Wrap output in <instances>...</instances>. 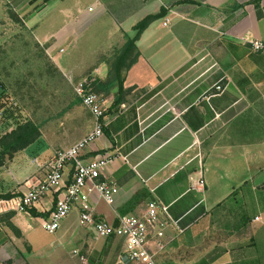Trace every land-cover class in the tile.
<instances>
[{
  "label": "crops",
  "instance_id": "0c3cea01",
  "mask_svg": "<svg viewBox=\"0 0 264 264\" xmlns=\"http://www.w3.org/2000/svg\"><path fill=\"white\" fill-rule=\"evenodd\" d=\"M14 1L42 4L29 21L50 6L64 18L48 35V52L68 87L85 78L105 82L110 57L136 36L141 22L155 17L136 42L140 55L126 74L124 87L132 91L125 101L112 107L117 88L97 93L107 108L104 136L84 158L110 160L104 176L116 182L119 194L114 205L93 195L96 215L116 225L120 217L141 215L157 201L170 207L177 225L168 228L164 251L151 238L156 264H195L204 258L208 252L192 262L168 255L202 243L207 220L212 234L228 239L222 246L226 254L213 264H264V222H255L262 213L264 219V208L248 203L264 192V54L251 50L252 41H264V14L258 18L254 0ZM260 6L264 11V0ZM100 35L102 48L92 50ZM82 44L97 57L67 65L65 53H77ZM75 102L33 120L41 138L0 167V194L20 195L12 205L42 181L43 167L58 151L93 131L94 119ZM12 120L0 125V136L17 126ZM72 174L67 169L68 183ZM53 198L39 203L37 213L53 210ZM12 211L0 208V264H123V241L93 238L80 226L78 206L53 235L41 227L44 217L14 211L18 237L7 226ZM248 213L253 221L243 228L239 218ZM248 232L250 240L244 239ZM254 236L261 243L257 250Z\"/></svg>",
  "mask_w": 264,
  "mask_h": 264
},
{
  "label": "built area",
  "instance_id": "2783aa9c",
  "mask_svg": "<svg viewBox=\"0 0 264 264\" xmlns=\"http://www.w3.org/2000/svg\"><path fill=\"white\" fill-rule=\"evenodd\" d=\"M251 50L264 54V41H252ZM76 96L81 100L95 122L94 129L73 147L58 151L54 158L43 167L44 177L38 184L29 188L17 203L0 200V208L6 211L29 214V211L45 198L53 196L54 209L48 218H43L41 227L48 234H55L63 221L78 206L79 223L93 238H119L123 241V264H156L155 256L149 250L152 237L156 238L157 250L164 251L166 232L175 224L170 207L154 201L147 205L141 215L120 217L118 224H112L97 217L92 201L97 195L109 205L115 204L119 188L115 181L104 176L110 160L107 158H84L87 149L104 136V119L107 113L102 98L94 91L93 80L85 78L74 86ZM67 169L72 171L68 183ZM263 216L255 218L262 222ZM184 231L180 230V234Z\"/></svg>",
  "mask_w": 264,
  "mask_h": 264
},
{
  "label": "rangeland",
  "instance_id": "374dc122",
  "mask_svg": "<svg viewBox=\"0 0 264 264\" xmlns=\"http://www.w3.org/2000/svg\"><path fill=\"white\" fill-rule=\"evenodd\" d=\"M41 6L40 3L35 7L18 6L15 1L0 0V125L7 118L13 119L12 122L18 121L17 124L27 120L46 119L49 111L62 109L72 99H76L75 103L83 107L74 91L76 84L69 87L64 84L48 52L51 44L48 35L62 26L64 18L58 12L51 13L54 6H50L41 11L33 21H29V15ZM52 15L54 17L50 18ZM103 36H97L93 40L92 50L102 48ZM83 40L85 39L82 38L79 42ZM81 47L77 53L67 51L63 61L67 65L79 64L81 60L87 62L88 58L94 61L98 52L88 53L89 47H84L83 44ZM81 107H78L79 112L83 111L87 116L86 110ZM253 199L254 201H248L250 205L257 203L264 208V192H258ZM263 222L264 219L261 223ZM209 223L207 220L204 224L206 237L199 243L201 245L198 244L193 249V246H188V250L181 249L178 253L173 251L168 256L177 255L182 261L192 262L214 250L215 246H224L228 239L223 235L212 234L208 228ZM252 235V232H248L244 239L250 240ZM254 239V244L261 247L259 237L254 236ZM247 240H242V244L250 245L251 241ZM257 248L258 246L255 247L256 250ZM120 257H123V252Z\"/></svg>",
  "mask_w": 264,
  "mask_h": 264
},
{
  "label": "trees",
  "instance_id": "16d2710c",
  "mask_svg": "<svg viewBox=\"0 0 264 264\" xmlns=\"http://www.w3.org/2000/svg\"><path fill=\"white\" fill-rule=\"evenodd\" d=\"M49 0H46L48 3ZM261 0H254L252 4L256 7L258 18L262 19L264 11L260 6ZM155 17H149L143 22H141L137 27V34L133 39H129L124 47L119 50H116L110 59V69L108 79L105 82L95 81L93 83L94 91L98 94H108L112 88L118 89V94L113 103V108L118 107L122 102L125 101L126 97L131 93V89H125V78L127 72L131 67L137 62L139 58V51L137 49L136 42L139 40L142 32L147 28L150 22ZM42 134L40 127L34 123L32 120H27L25 122L17 124V126L10 132L5 133L0 136V167L4 166L8 160H12L16 154L22 152L35 144ZM234 194H232L235 196ZM20 197L17 193H7L0 194V200L10 201L18 199ZM231 197V199H232ZM250 206V204H249ZM246 207H248L246 205ZM15 212H9L7 216V226L14 232L18 237H21L20 231L13 225L11 219L15 216ZM29 214L34 217H44L46 218L48 214L41 215L37 213L35 209L29 211ZM4 216H0V223L3 222ZM253 221V217L248 213L247 216L239 218V223L245 228L249 226ZM118 224V223H117ZM116 224V225H117ZM114 238H110L112 240ZM227 250L223 247H217L208 253L204 258L198 261L195 264H213L218 261L222 256L226 254ZM6 264H12L11 261H8Z\"/></svg>",
  "mask_w": 264,
  "mask_h": 264
}]
</instances>
